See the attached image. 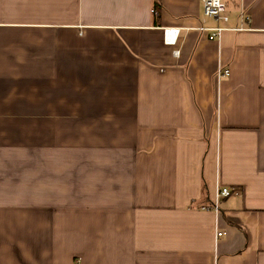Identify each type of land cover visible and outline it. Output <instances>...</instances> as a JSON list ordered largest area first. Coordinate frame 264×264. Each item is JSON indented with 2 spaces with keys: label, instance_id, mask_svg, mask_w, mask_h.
Listing matches in <instances>:
<instances>
[{
  "label": "crops",
  "instance_id": "crops-1",
  "mask_svg": "<svg viewBox=\"0 0 264 264\" xmlns=\"http://www.w3.org/2000/svg\"><path fill=\"white\" fill-rule=\"evenodd\" d=\"M224 2L0 0V264H264V0Z\"/></svg>",
  "mask_w": 264,
  "mask_h": 264
},
{
  "label": "built area",
  "instance_id": "built-area-1",
  "mask_svg": "<svg viewBox=\"0 0 264 264\" xmlns=\"http://www.w3.org/2000/svg\"><path fill=\"white\" fill-rule=\"evenodd\" d=\"M202 3L203 17L205 20H211L215 23L214 26L209 27L206 25H201L197 28V31L204 33L207 36L209 41L218 40L222 33L226 30V25L229 23V16L227 14V6L224 0H200ZM151 13L157 16L158 12L152 9ZM249 23V18L241 14L239 27L233 29V31H242L244 30L245 24ZM165 43L168 45H175L179 31L175 29H165L163 32ZM175 55H178V51L174 52ZM229 75L228 69H219L217 71V78L224 79ZM236 191H233L229 188H221L217 190L214 198L213 204L210 206H203V210L213 211L215 213L219 212L218 203L222 199H226L232 194H235ZM223 233H217L216 237L220 238Z\"/></svg>",
  "mask_w": 264,
  "mask_h": 264
},
{
  "label": "trees",
  "instance_id": "trees-1",
  "mask_svg": "<svg viewBox=\"0 0 264 264\" xmlns=\"http://www.w3.org/2000/svg\"><path fill=\"white\" fill-rule=\"evenodd\" d=\"M157 7V6H156ZM157 16H158V14H157ZM157 16H155V17H157Z\"/></svg>",
  "mask_w": 264,
  "mask_h": 264
}]
</instances>
